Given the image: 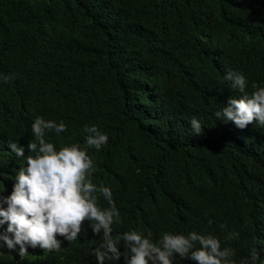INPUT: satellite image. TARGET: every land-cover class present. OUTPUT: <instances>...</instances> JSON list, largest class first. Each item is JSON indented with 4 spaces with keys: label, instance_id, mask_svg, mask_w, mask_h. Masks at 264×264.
Here are the masks:
<instances>
[{
    "label": "trees",
    "instance_id": "1",
    "mask_svg": "<svg viewBox=\"0 0 264 264\" xmlns=\"http://www.w3.org/2000/svg\"><path fill=\"white\" fill-rule=\"evenodd\" d=\"M228 69L245 75L249 93L264 86V0H0V73L16 76L0 82V194L26 166L8 144L26 158L36 117L67 126L46 133L57 150L83 148L84 128L96 125L108 143L88 154L93 182L111 189L120 212L114 238L195 231L235 249L236 264L253 248L264 264V128L215 117L240 95ZM83 228L59 253L5 247L0 264H97L102 233ZM231 231L238 240L224 239ZM175 264L195 262L177 255Z\"/></svg>",
    "mask_w": 264,
    "mask_h": 264
},
{
    "label": "clouds",
    "instance_id": "2",
    "mask_svg": "<svg viewBox=\"0 0 264 264\" xmlns=\"http://www.w3.org/2000/svg\"><path fill=\"white\" fill-rule=\"evenodd\" d=\"M15 78V74L0 73L2 83ZM224 80L240 95L229 98L227 106L215 112L217 120L232 122L241 130L253 123L264 128V86L253 83L249 93L245 75L231 69L226 70ZM190 127L195 135L202 134L198 119H191ZM53 130L59 136L67 131V126L39 116L34 119L26 158L24 147L14 142L8 144L11 153L26 160V166L16 171L11 194H0V250L6 247L11 252L18 248L20 257L26 256L29 248H39L45 255L59 253L63 242L77 240L87 223L94 236L101 237L102 233V242L91 253L97 264L119 261L122 256L124 264H175L177 255L195 264H236L235 249L222 247L220 239L212 234L164 232L153 242L150 232L145 236L131 230L114 238L112 226L121 222L120 212L111 189L93 182L98 169L88 154V149L100 151L107 145V134L96 125L86 126L83 148L73 143L57 150L54 143L45 139L46 133ZM100 197L108 207L100 206ZM220 228L226 225L221 224ZM239 237V232L231 231L224 239L233 241ZM121 241L123 252L118 247ZM258 260V251L253 248L242 264H256Z\"/></svg>",
    "mask_w": 264,
    "mask_h": 264
}]
</instances>
